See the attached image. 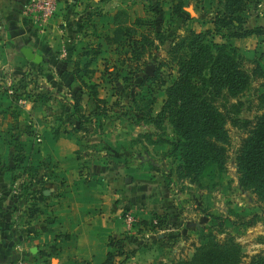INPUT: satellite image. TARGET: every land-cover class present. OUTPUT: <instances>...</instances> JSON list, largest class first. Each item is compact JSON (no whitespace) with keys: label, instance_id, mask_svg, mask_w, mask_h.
Wrapping results in <instances>:
<instances>
[{"label":"rangeland","instance_id":"1","mask_svg":"<svg viewBox=\"0 0 264 264\" xmlns=\"http://www.w3.org/2000/svg\"><path fill=\"white\" fill-rule=\"evenodd\" d=\"M98 2L95 11H86L88 21H82L71 38L64 35L63 23L53 20L57 10L41 32L25 15L33 23L40 45L34 50L39 52L43 46L58 62H66V75H60V63L55 65L53 56L35 65L23 59L16 46L0 41V173L6 174L4 181L0 177V191L11 195L8 207L15 196L29 190L28 186L23 188L27 176L35 175L37 198L41 199L44 187L39 183L43 176L49 174L56 183H62L64 176L51 175L54 171L49 170L61 164L68 168L74 165L77 175L108 186L112 193L109 200L114 198L105 222L115 221L116 235L111 238H119L121 254L111 258L109 264H191L194 249L209 239L235 243L241 254L240 264H246L251 255L264 252V205L237 183L233 158L242 135L240 128L226 122L223 166L208 165L196 178H190L177 172L179 161L168 155L169 142L178 138L176 132L165 119L154 121L161 105L159 91L152 94L156 101L151 120L138 118L140 112L134 110L139 97L156 88L149 78L165 60L167 41L186 29H209L210 18L223 0ZM178 4L181 11L175 10ZM244 5V26L254 28L260 22L263 33L233 39L231 44L243 56L247 70L252 60L264 70V0H246ZM187 9L193 13L189 15ZM91 15L98 25L97 34ZM109 15L114 16L116 25L109 22L108 32L105 22ZM136 18L150 20L154 27L134 26ZM67 25L75 30V26ZM126 26L146 33L144 37L148 38L161 31L166 43L154 40L141 52L138 62L130 61V47L123 29H118ZM111 29H118L116 42L103 36L106 31L112 34ZM212 39L220 42L216 35ZM97 44L99 54L87 61ZM14 55L19 59H12ZM92 83L100 100L97 103L88 90ZM260 91L259 80L251 79L239 96L237 117L249 119L257 112ZM75 102L80 119L71 114ZM29 205L30 212L37 209L36 204ZM125 212L134 219L127 228L122 220ZM97 240L94 248L98 254L101 245ZM27 259L42 264L38 258Z\"/></svg>","mask_w":264,"mask_h":264},{"label":"trees","instance_id":"2","mask_svg":"<svg viewBox=\"0 0 264 264\" xmlns=\"http://www.w3.org/2000/svg\"><path fill=\"white\" fill-rule=\"evenodd\" d=\"M245 1L223 0L210 18L209 29L198 32L186 29L182 34L172 36L164 49L165 60L149 78L156 86L155 90L148 89L140 96L134 110L140 112L138 118L150 119L156 101V95L152 94L159 91L162 99L154 121L165 119L176 132L178 138L169 142L168 155L179 161L177 172L190 178H196L208 165L223 166L228 139L226 122L236 124L242 131L233 158L237 183L264 205V70L257 60L250 61L252 67L247 70L243 56L227 42L230 38L263 33L260 27L244 26ZM181 9L179 4L175 6L176 11ZM132 24L138 27L154 25L150 20L139 18ZM118 29H123L130 47L128 58L135 63L154 40L158 44L166 43V36L161 31H155L154 37L148 38L144 37L146 33H138L129 26ZM118 29H113L111 36L105 37L106 41L116 42ZM214 35L220 42L212 39ZM145 38H148L146 42ZM96 47L87 61H92L99 53V45ZM162 66L165 68L161 69ZM251 79L259 80L261 89L257 94V112L249 119L240 118L236 116L241 106L239 96L247 90ZM94 87L92 83L88 90L91 99L97 103L100 100ZM78 112L75 102L71 114L80 119ZM27 186L25 184L23 188ZM119 242V238H108L107 245L112 250L106 252L101 264H109L111 258L121 254ZM240 257L235 243L209 239L194 249L190 261L191 264H240ZM246 264H264V252L251 255Z\"/></svg>","mask_w":264,"mask_h":264},{"label":"crops","instance_id":"3","mask_svg":"<svg viewBox=\"0 0 264 264\" xmlns=\"http://www.w3.org/2000/svg\"><path fill=\"white\" fill-rule=\"evenodd\" d=\"M27 1L0 0V41L11 47L16 46L21 55L20 50L23 47L29 48L40 57L41 64L53 56L56 60L55 65L60 63L58 69L60 75H66L68 70L66 62H58V58L56 59L48 49L44 50L43 46L39 52L34 50L35 46L40 47L36 39L37 34L31 26L33 24L31 20L22 14V8ZM98 1L100 0H57V17L53 20L57 24L63 23L64 35L71 38L79 24L84 20L88 21L89 12L86 11L90 10L91 13L92 8V11H95V6L101 3ZM245 16L247 17V14ZM113 18L112 15L107 16L105 28H108V32L109 22L112 21V26L116 25ZM90 19L97 34L98 25H95L96 21H93L92 15ZM64 22L75 26V30L68 28ZM256 25L260 27L261 23L258 22ZM53 30L54 34L56 30ZM108 32L101 35L111 36ZM233 39L241 38H230L227 42L231 44ZM22 57L25 59L23 55ZM12 59L19 57L14 55ZM33 171L37 172L38 169ZM49 171H54L51 175L56 173L63 175L64 180L62 183L61 181L56 183L49 174L44 175L43 181L39 183L44 187L41 199L37 198L38 185L35 182V175L30 178L25 174L27 178L24 180L30 191L15 196V202L10 208L8 198H11V195L0 191V264L29 257L38 258L42 264H101L106 252L112 250L107 245L108 238L116 235L115 221L105 222V215H108L109 211L112 212L114 207V198L109 200L110 195L112 196L109 187L99 181H89L87 177L77 175L74 165L68 168L61 164ZM0 177L4 181L6 174L2 172ZM37 180L41 181L39 178ZM32 203L36 204L34 208L37 209L30 212L29 204ZM97 239L101 245L98 254L94 248Z\"/></svg>","mask_w":264,"mask_h":264},{"label":"built area","instance_id":"4","mask_svg":"<svg viewBox=\"0 0 264 264\" xmlns=\"http://www.w3.org/2000/svg\"><path fill=\"white\" fill-rule=\"evenodd\" d=\"M57 9V0H28L23 6V14L28 16L34 24L39 27V32L49 23V19L54 15ZM60 52L63 54L64 49ZM123 222L126 228L133 223V215L124 213ZM7 264H36L28 259L18 258Z\"/></svg>","mask_w":264,"mask_h":264},{"label":"water","instance_id":"5","mask_svg":"<svg viewBox=\"0 0 264 264\" xmlns=\"http://www.w3.org/2000/svg\"><path fill=\"white\" fill-rule=\"evenodd\" d=\"M187 12L189 15L193 13L190 9H187ZM20 51L26 60L33 63H38L40 61V57L34 54L29 48L23 47Z\"/></svg>","mask_w":264,"mask_h":264}]
</instances>
